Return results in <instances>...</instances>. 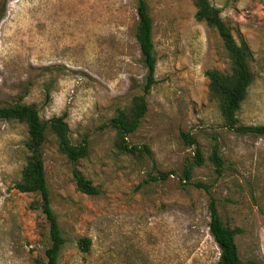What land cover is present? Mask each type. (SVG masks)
Here are the masks:
<instances>
[{
	"label": "rangeland",
	"instance_id": "obj_1",
	"mask_svg": "<svg viewBox=\"0 0 264 264\" xmlns=\"http://www.w3.org/2000/svg\"><path fill=\"white\" fill-rule=\"evenodd\" d=\"M151 18L155 83L121 150L105 125L141 92L144 68L133 37L136 0H0V105L31 103L41 119L64 114L71 162L48 134L42 146L51 209L64 238L57 264H212L208 193L223 222L239 227L238 256L264 264V135L224 127L204 71H226L216 31L194 19L192 0H144ZM236 42L249 47L253 79L236 118L264 124V0H209ZM193 136L203 156L191 163ZM24 124L0 119V264H45L46 222L38 196L13 188L26 151ZM216 143L220 173L208 160ZM76 168L99 193L75 189ZM198 182L208 187L193 183ZM80 237L89 238L82 250Z\"/></svg>",
	"mask_w": 264,
	"mask_h": 264
},
{
	"label": "trees",
	"instance_id": "obj_2",
	"mask_svg": "<svg viewBox=\"0 0 264 264\" xmlns=\"http://www.w3.org/2000/svg\"><path fill=\"white\" fill-rule=\"evenodd\" d=\"M194 5V19L202 21L206 26L213 28L228 58V69L218 71L207 69L204 75L207 78V94L218 107L224 127L243 134L264 135V124H240L236 118V112L244 100L248 86L253 79V73L249 66V47L245 42H236L227 24L221 19L219 10L209 0H192ZM137 19L134 25L133 37L138 45L140 60L145 70L141 92L131 96L128 104L117 108L115 113L108 118L105 125L115 131L118 147L132 155L148 152L146 146L138 148L135 144L126 143V136L134 131L140 119L146 111V94L155 83L154 67L155 57L151 38V18L148 15L144 0H136ZM0 119L14 120L24 124L26 137L23 142L26 156L20 169V176L13 182V188L20 192L33 193L38 196L39 209L46 222L47 246L43 250L45 264H57L60 248L64 242L56 219V215L50 207L48 189L43 168L42 146L50 134L54 137L59 153L71 162L86 156V143L72 144L68 138V127L64 120V114L41 119L38 110L31 103L19 100L0 105ZM181 138L186 144H194L191 163L183 171V177L189 179L192 165H200L203 156L193 136L180 131ZM208 160L214 166L216 173H220L222 164L218 155L217 145L213 143ZM75 189L88 195H96L99 189L92 184L90 179L84 177L76 168L71 169ZM197 187H203L207 192V185L198 182L193 183ZM208 193V192H207ZM206 208L208 213V232L217 249V259L212 264H260L251 258L241 259L238 256L234 236L241 230L239 227H231L223 222L218 213L215 199L208 193ZM80 248L86 250L89 238L80 237Z\"/></svg>",
	"mask_w": 264,
	"mask_h": 264
}]
</instances>
